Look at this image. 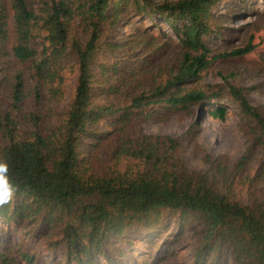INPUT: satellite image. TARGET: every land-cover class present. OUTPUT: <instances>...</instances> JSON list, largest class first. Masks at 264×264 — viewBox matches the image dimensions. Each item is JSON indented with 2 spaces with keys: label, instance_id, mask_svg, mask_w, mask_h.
<instances>
[{
  "label": "trees",
  "instance_id": "1",
  "mask_svg": "<svg viewBox=\"0 0 264 264\" xmlns=\"http://www.w3.org/2000/svg\"><path fill=\"white\" fill-rule=\"evenodd\" d=\"M220 2L39 0L37 13L30 0H11L10 11L0 0V76L8 65L5 58L30 64L31 71L28 78L23 71L10 80L5 77V89V79L0 80L4 138L0 160L7 162L16 189L11 202L0 206V219L12 232L32 229L40 240L57 238L55 247L65 250L64 264H100L101 259L110 260L109 246L123 243L136 226L157 231L164 213L173 212L184 225L192 220L200 227L195 264H215L225 248L236 264H264V197L249 204L237 199L236 173L189 170L178 153L179 138L127 131L139 118L149 116L147 109L153 106L170 111L211 107L209 116L224 119L227 109L222 102L227 99L255 126L253 143L239 168L264 145V107L254 106L245 88L197 85L213 63L254 50L250 41L245 47L215 53L212 40L227 38L215 24ZM133 14H158L174 32L180 49L171 75L156 74L154 83L148 82L142 91H138V70L126 72L118 61H98L104 46L120 49L103 37ZM137 35L152 47L154 36ZM10 36L14 43L8 49ZM70 58L78 68L77 86L61 123L44 125L46 114L33 110L21 116L18 111L26 110L29 96L41 104L45 98L62 100ZM109 119L120 125L118 143L113 157L109 155L111 166L101 172L84 156V145L100 144L99 126ZM23 125L28 129L24 136ZM18 248L11 252L0 246V264L35 263L25 246Z\"/></svg>",
  "mask_w": 264,
  "mask_h": 264
},
{
  "label": "rangeland",
  "instance_id": "2",
  "mask_svg": "<svg viewBox=\"0 0 264 264\" xmlns=\"http://www.w3.org/2000/svg\"><path fill=\"white\" fill-rule=\"evenodd\" d=\"M160 3L165 0H154ZM10 11L11 0H4ZM32 8L39 13V0H30ZM215 24L226 31L227 38H214L215 53L245 47L252 41L254 50L237 59L217 61L203 73L197 85L206 88L208 85L224 90L228 84L245 88L249 101L258 107H264V2L262 0H221L219 8L214 12ZM12 23V20H11ZM114 32H108L103 37L105 43L121 45L119 50H111L104 46L100 52V63L118 61L126 72L129 69L138 70V91L148 82L154 83L155 75L161 72L165 77L171 75V67L177 61L180 49L178 39L167 24L162 22L158 14H138L123 18ZM146 32L154 36L152 47L142 41ZM80 39L85 36L80 33ZM41 40L38 39V42ZM102 41V42H103ZM14 43L10 36L8 49ZM164 46V48H161ZM1 79H11L17 72L23 71L25 78L30 74V64H19L11 58ZM5 61V63H6ZM69 68L65 70L64 95L62 100L55 102L43 99L37 103L33 96L28 97L26 110L18 111L21 116L30 110L45 115L43 124L57 127L64 117L69 102L73 99L77 86L78 68L74 60H67ZM152 71V72H149ZM6 75V76H5ZM5 79L4 89L8 87ZM97 85V84H96ZM135 85V84H134ZM33 89L34 84L28 82ZM98 93L100 91L97 89ZM101 97V93L99 94ZM227 114L224 119H214L208 115L211 107L193 108L192 111L165 110L159 106L147 109V117L139 118L137 122L127 127L128 133L141 132L147 135H171L180 139L179 154L189 170L204 173L225 170V174L236 173L238 180L234 183V193L241 202L251 203L254 198L264 197V145L257 147L248 161L240 168V160L245 156L254 139V124L244 116L239 107L225 99ZM215 106V105H214ZM138 116V115H137ZM119 124L113 119L102 122L99 126L101 142L94 146L92 142L84 145V156L92 159L94 167L104 172L111 166L109 155L118 141ZM29 131L32 130L29 128ZM28 132L26 125L21 127V135ZM105 133H109L104 136ZM113 134L115 136H110ZM4 138L0 135V146ZM227 176V175H226ZM4 220L0 219V246L17 252L18 247L25 246L34 257V264H64L65 250L56 248L55 241L40 240L38 233L28 230L21 233L12 232ZM199 225L188 220V224L180 220L173 212L164 213L159 230L151 231L136 226L126 235L121 244H112L107 249L110 260L99 261L100 264H195V249L199 245ZM56 237V236H55ZM22 264H29L24 261ZM215 264H236L231 251L222 249Z\"/></svg>",
  "mask_w": 264,
  "mask_h": 264
},
{
  "label": "clouds",
  "instance_id": "3",
  "mask_svg": "<svg viewBox=\"0 0 264 264\" xmlns=\"http://www.w3.org/2000/svg\"><path fill=\"white\" fill-rule=\"evenodd\" d=\"M9 166L7 162L0 160V206L11 202L15 195V187L10 182Z\"/></svg>",
  "mask_w": 264,
  "mask_h": 264
}]
</instances>
